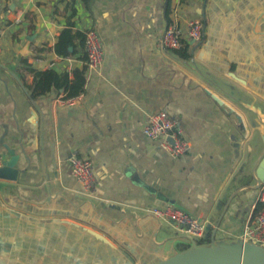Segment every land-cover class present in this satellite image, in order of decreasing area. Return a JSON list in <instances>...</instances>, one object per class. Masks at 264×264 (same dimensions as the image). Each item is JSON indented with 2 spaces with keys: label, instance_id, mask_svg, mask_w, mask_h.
<instances>
[{
  "label": "crops",
  "instance_id": "1",
  "mask_svg": "<svg viewBox=\"0 0 264 264\" xmlns=\"http://www.w3.org/2000/svg\"><path fill=\"white\" fill-rule=\"evenodd\" d=\"M176 15L205 19L202 44L158 48ZM69 24L98 31V70L86 69L79 39L75 55L55 53ZM0 34V157L15 156L17 170L0 178V264H162L194 248L155 217L170 206L206 223L203 246L256 227L264 0H0ZM50 69L73 82L84 71L75 102L62 89L31 96L33 70ZM161 110L179 122L187 153L145 136ZM72 156L92 163L91 192Z\"/></svg>",
  "mask_w": 264,
  "mask_h": 264
},
{
  "label": "built area",
  "instance_id": "2",
  "mask_svg": "<svg viewBox=\"0 0 264 264\" xmlns=\"http://www.w3.org/2000/svg\"><path fill=\"white\" fill-rule=\"evenodd\" d=\"M205 35V19L199 17L183 21L179 15H176L175 19L158 36L157 46L162 51L178 52L191 43L202 44ZM84 36L82 54L86 60V69L98 70L104 61V45L98 31L93 27L88 28ZM1 53L2 35L0 34V55ZM75 101L76 99H71L69 103ZM143 131L146 137L159 142V148L173 157L181 156L190 149V143L182 136L179 122L172 118L166 110L158 111L150 116ZM4 164V160L0 157V168ZM69 164L73 176L80 183L83 191L91 192L97 184L92 163L88 159L72 156L69 158ZM256 206L259 208L256 227L247 229L241 240L264 247V183L259 187ZM153 213L159 220L170 221L191 240L199 241L206 235V223L181 208L170 206L163 210L154 209Z\"/></svg>",
  "mask_w": 264,
  "mask_h": 264
},
{
  "label": "water",
  "instance_id": "3",
  "mask_svg": "<svg viewBox=\"0 0 264 264\" xmlns=\"http://www.w3.org/2000/svg\"><path fill=\"white\" fill-rule=\"evenodd\" d=\"M15 158L14 156L0 168L1 179H16ZM256 174L259 188L264 183V156L259 163ZM192 242L194 248L178 253L162 264H264V247L250 242L240 240L209 246L199 245L195 240Z\"/></svg>",
  "mask_w": 264,
  "mask_h": 264
},
{
  "label": "trees",
  "instance_id": "4",
  "mask_svg": "<svg viewBox=\"0 0 264 264\" xmlns=\"http://www.w3.org/2000/svg\"><path fill=\"white\" fill-rule=\"evenodd\" d=\"M166 13L169 14V5L167 7ZM84 34L74 33L72 31V25L69 24L66 29H64L59 37V41L55 46V53L59 56L70 57L77 53V45L75 41L80 40V47L84 44ZM184 50V49H183ZM178 51L179 52H182ZM34 73V88L31 90V96L37 97L40 94H45L49 92L52 88L57 90H64L66 92L65 99H73L80 96L86 85V77L84 71H75V81H71L70 75L67 73L58 74L56 71L50 69L46 71H36ZM259 208L255 211V216L258 214ZM208 240L204 238L198 241L199 245H204ZM209 243V242H208ZM179 250L181 252H186L189 250V246H180Z\"/></svg>",
  "mask_w": 264,
  "mask_h": 264
},
{
  "label": "rangeland",
  "instance_id": "5",
  "mask_svg": "<svg viewBox=\"0 0 264 264\" xmlns=\"http://www.w3.org/2000/svg\"><path fill=\"white\" fill-rule=\"evenodd\" d=\"M213 250V249H212Z\"/></svg>",
  "mask_w": 264,
  "mask_h": 264
}]
</instances>
